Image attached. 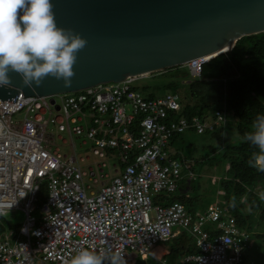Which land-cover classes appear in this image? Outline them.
Wrapping results in <instances>:
<instances>
[{"label": "built area", "instance_id": "obj_1", "mask_svg": "<svg viewBox=\"0 0 264 264\" xmlns=\"http://www.w3.org/2000/svg\"><path fill=\"white\" fill-rule=\"evenodd\" d=\"M203 63H188L190 76H199ZM139 78L0 102V221L9 210L25 216L0 233V264H69L85 248H110L136 264L155 258L154 249L180 232L198 253L178 264H247L256 233L238 225L224 200L191 211L180 202L154 203L193 178L171 158L169 140L208 124L197 117L189 123L177 94L146 98L133 90ZM91 156L100 161L84 168Z\"/></svg>", "mask_w": 264, "mask_h": 264}, {"label": "water", "instance_id": "obj_2", "mask_svg": "<svg viewBox=\"0 0 264 264\" xmlns=\"http://www.w3.org/2000/svg\"><path fill=\"white\" fill-rule=\"evenodd\" d=\"M56 24L86 40L71 85L53 77L0 88V102L51 97L210 60L264 32V0H51ZM211 56V57H210ZM210 57L209 59H206Z\"/></svg>", "mask_w": 264, "mask_h": 264}, {"label": "trees", "instance_id": "obj_3", "mask_svg": "<svg viewBox=\"0 0 264 264\" xmlns=\"http://www.w3.org/2000/svg\"><path fill=\"white\" fill-rule=\"evenodd\" d=\"M133 90L143 93L146 98L177 94L184 107L182 115L189 123L194 116L207 124L212 123L211 130L201 135L194 129L183 133L191 132L218 142L217 146L206 144L207 153L199 155L202 159L193 158L190 161L189 171L193 178L189 180V190H200V185L196 183L200 174L198 168L205 167L207 171L220 165L224 176L218 183H211L210 177L208 179L210 185L218 189L217 192L224 194L216 195L217 198L224 200L238 225L248 226L251 216L256 215L264 226V171L252 166L258 149L246 139L254 130L257 116L264 115V32L240 38L230 52L204 63L197 78L191 77L185 66L174 67L137 79ZM216 113L221 114V120L214 117ZM183 134L175 133L171 141L181 139ZM189 146L192 147L191 144ZM189 153L188 159H191L193 152ZM186 162L181 163L185 165ZM184 179L187 178L180 181L174 192L163 194L160 199L156 197L154 203L180 202L190 211L195 209L198 195H186ZM177 191L181 194L175 195ZM43 194L40 200H43ZM9 227L15 229L17 226ZM5 228V222L1 220L0 233ZM256 239L264 256V228L257 232ZM167 244L170 264H177L179 256L198 253L193 240L185 232H180ZM149 262L160 264L152 260Z\"/></svg>", "mask_w": 264, "mask_h": 264}, {"label": "clouds", "instance_id": "obj_4", "mask_svg": "<svg viewBox=\"0 0 264 264\" xmlns=\"http://www.w3.org/2000/svg\"><path fill=\"white\" fill-rule=\"evenodd\" d=\"M52 9L51 0H0V88L13 86L11 74H16L25 88L38 87L46 77L62 81L65 87L71 85L76 53L87 42L71 30L58 27ZM181 106L183 111L182 103ZM214 117L217 119V113ZM211 128L212 123L208 122L206 129L198 135ZM253 129L246 137L258 149L252 166L264 171V115L257 116ZM171 139L167 148L173 158L180 153L179 148H172L179 139ZM174 159L180 163L187 161L185 165L181 163L182 174L187 173L193 158ZM221 200L216 197L214 202ZM69 264H125V260L121 252H113L110 248L99 251L85 248L72 256Z\"/></svg>", "mask_w": 264, "mask_h": 264}, {"label": "rangeland", "instance_id": "obj_5", "mask_svg": "<svg viewBox=\"0 0 264 264\" xmlns=\"http://www.w3.org/2000/svg\"><path fill=\"white\" fill-rule=\"evenodd\" d=\"M187 82L188 81H184V83H187ZM229 128H230V125H229ZM56 136H57V134H56ZM56 136H55L54 143L56 145L60 146L61 151L63 153H67L69 151L68 145L62 144L61 141L58 140ZM62 137L64 139H68L66 134H62ZM73 140H74L76 145L79 144V140H76V139H73ZM189 144H191L192 147L191 146L188 147ZM206 144L208 146H217L218 142L211 140L208 137L204 138L202 136H197V135H194L193 133L189 132V133L183 134L181 139L175 141L172 148L173 149H175V148L180 149V153L176 155L177 158H183L185 156L190 155L189 152H193L191 157L198 160V159H202L201 157H199V155L201 156V155H205L207 153L205 150L206 146H207ZM189 149L191 151H189ZM99 161H100L99 158L91 156L90 160L86 161L83 164V167L85 168L89 165L93 166L95 163H98ZM108 163H109V161H108ZM198 170L200 171V174H199L198 178H196L197 179L196 183H198L200 185V190L199 191H197V190L193 191V190H189L190 189L189 188L187 191H188L189 196H194L195 194L198 195V198L196 201L197 205L195 207H196V210H203L209 204H212L214 202L215 198L218 196V194H217L218 189L216 187L210 185V182L208 181L209 177L211 179V183H213L214 181L218 183V181L224 176V173H223L220 165L212 167V168H210V170H207V171H206L205 167H200V168H198ZM104 171L112 173V170L109 167L105 168ZM190 179L191 178L184 179L186 181V183H188L186 186L190 185L189 184ZM185 181H183V182H185ZM192 183H194V182H192ZM193 185H195V183ZM256 189H258V187ZM180 194H181V191L175 192V195H180ZM151 215H152V213H151ZM32 216L38 220V218H39L38 211H34L32 213ZM257 217L258 216H256V215L251 216L250 223L247 226V228L250 231L261 232V230L264 228V226L262 225L263 224L262 221ZM24 218H25L24 213L21 210L16 209V210L7 211L6 215L2 218V220H4V222H5V227L8 228L9 226L21 225L24 222ZM7 228H5V229H7ZM178 230H179V228L173 229V231H178ZM254 242L256 245L252 244L253 247L247 249L248 256L246 257V262H247V264H251V259H252L254 264L255 263L256 264H264V256L262 255V253L261 254L259 253L261 248L259 247L258 241L256 238H255ZM165 245H167V244L166 243L160 244V246H165ZM154 262H156V261H154ZM136 264H149V262L147 260L143 261V260H140L139 258H137ZM160 264H162V263H160Z\"/></svg>", "mask_w": 264, "mask_h": 264}, {"label": "crops", "instance_id": "obj_6", "mask_svg": "<svg viewBox=\"0 0 264 264\" xmlns=\"http://www.w3.org/2000/svg\"><path fill=\"white\" fill-rule=\"evenodd\" d=\"M180 150V149H179ZM178 150V151H179ZM112 171H113V169H111ZM114 172V171H113ZM188 183H185V186H184V188H185V192H186V195L188 196L189 194H188V189L190 188L189 187V185L188 186H186ZM186 207V206H185ZM193 210H196V207H195V209H193ZM166 244H167V242H166ZM252 244H254V245H256L255 244V242H252L251 243V246H250V248H252L253 247V245ZM154 253V255H155V258H148L147 259V261L149 262V261H156L157 263H161V262H163L164 261V263L165 264H170L169 263V261H168V256H169V254H170V248H169V245L167 244V245H165V246H160V245H158L155 249H154V251H153ZM261 253V252H260ZM247 255H248V252H247ZM180 257H182V256H179V258H178V263H179V260H180ZM158 259H160V261L158 260ZM177 263V264H178ZM251 263H254L253 262V260L251 259ZM149 264H150V262H149ZM256 264V263H255Z\"/></svg>", "mask_w": 264, "mask_h": 264}, {"label": "bare ground", "instance_id": "obj_7", "mask_svg": "<svg viewBox=\"0 0 264 264\" xmlns=\"http://www.w3.org/2000/svg\"><path fill=\"white\" fill-rule=\"evenodd\" d=\"M211 57V56H210ZM210 57H207L206 59H209Z\"/></svg>", "mask_w": 264, "mask_h": 264}]
</instances>
